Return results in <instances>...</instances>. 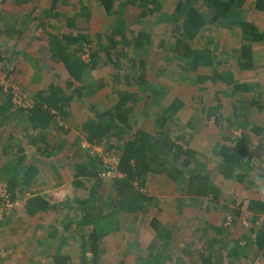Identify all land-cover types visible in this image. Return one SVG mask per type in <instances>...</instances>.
I'll use <instances>...</instances> for the list:
<instances>
[{"label":"rangeland","instance_id":"obj_1","mask_svg":"<svg viewBox=\"0 0 264 264\" xmlns=\"http://www.w3.org/2000/svg\"><path fill=\"white\" fill-rule=\"evenodd\" d=\"M257 1L264 3L263 0H252L226 19L253 22L264 32V11L256 8ZM176 2L165 0L161 13L148 17L144 22V30L154 34L155 39L149 51L150 71L147 77L155 84L166 86L162 89L163 96L158 105L147 107L144 104L146 100L143 101L145 94L142 95L136 105L135 117L140 118L143 111L144 127L155 130L156 118L162 107L179 97L184 106L173 118V129L181 143L200 151L199 157L205 163L203 169L210 176L213 193L204 198L190 195L185 185H178L163 174L150 175L144 189L151 197L150 208L145 213L120 215V229L102 239L100 264H136L138 256L148 255L158 244V248L161 246L159 250L164 251L159 263L154 261L155 264H200L199 255L207 246L206 240L214 236L215 250L222 253V264H264V251L252 245L257 230L264 228V213L254 218L247 209L250 199L264 200V193L257 191L255 183L257 177L264 180V159L247 169L242 182H236L226 180L220 173L221 157L215 151L219 143L226 141L224 138L229 136L227 143H230V139L241 136L243 132L249 136L252 148L264 143V42L253 43L251 65L247 66L242 61L239 64L236 50L245 43L240 29L231 30L222 24L211 26L213 35L218 38V56L230 60L225 70L232 75L234 82L202 90L197 83L193 85V79L185 72H178L176 60L159 46L158 41L163 35L160 32L165 30L164 18L173 11ZM55 5L54 14L47 15L45 13L51 8L52 0H2L0 3V48L5 55V63L0 64V88H3L0 101L6 99L9 90L13 95L12 102L18 108L28 107L36 101L37 91L48 81L65 87L66 70L62 63L51 57V36L77 30L90 33L96 40L98 31L104 32L115 19L97 0H57ZM84 7L87 8L84 10ZM136 9L132 6L129 13L136 14ZM74 14H78L76 27H69L67 20ZM89 46L92 49L91 45H86L81 52L87 61ZM110 69L107 66L91 69L87 77L94 84L100 78L109 82ZM237 82L248 85L249 91L242 94L254 102L248 109L247 120L241 115L243 118L236 121L234 108H231L237 96H230V92ZM110 89L111 84L102 91L98 90V94L88 97V102L109 99L107 92ZM242 94L239 93L240 96ZM79 105L74 101L73 111L61 122L65 132H48L46 154L28 150L36 160L40 174L33 190L23 197L14 198L7 181L16 164L17 146L26 144L27 135L21 125L22 120L14 119L13 112L8 114L9 120H0V264H54L53 255L58 249L71 257L70 264H83L88 239L86 231L77 229L75 225L84 212L79 200L86 198L90 188L98 182L102 181L103 186L110 190L113 179L124 175L115 165L119 154L109 148L108 142L93 146L85 140L81 124L91 116V112L88 105L78 109ZM212 107L217 110L209 116ZM91 162L97 163L98 175L80 177L81 182L76 184V166ZM32 193L43 195L50 208L28 215L26 199ZM238 209L240 213L236 214ZM68 222L72 225L64 231ZM210 224L221 226L224 233L216 234V228H210ZM168 228L173 229L174 236L165 245L159 237L160 232ZM205 229L208 230L207 235H204ZM64 232L66 240L59 239L60 242H56L51 234L60 237ZM238 241L246 257L235 259L229 256L228 250ZM141 261L139 259L137 264Z\"/></svg>","mask_w":264,"mask_h":264},{"label":"trees","instance_id":"obj_2","mask_svg":"<svg viewBox=\"0 0 264 264\" xmlns=\"http://www.w3.org/2000/svg\"><path fill=\"white\" fill-rule=\"evenodd\" d=\"M56 1L52 0V6L45 14H54ZM97 1L105 8L107 14L113 15L115 19L104 32L98 31L96 40L92 39L90 33H79L77 30L65 31L61 36H51V57L55 62L63 64L67 74L66 86L48 81L37 91L36 101L28 107L18 108L19 106L12 102L13 95L9 90H5L8 93L6 99L0 101V120H9L8 114L13 112L14 119L22 120L21 125L27 135L26 144L17 146L16 164L8 174L7 183L14 198L26 196L39 179L40 168L28 150L42 155L47 153L48 132L66 131L61 122L73 111L74 101L80 104L78 109L88 105L91 112V116L81 124L85 140L93 146L108 142L109 148L119 154L118 169L124 177L113 179L109 185L110 190L103 186L102 181L98 182L90 188L86 198L79 200L84 212L80 221L74 223L77 229L86 231L83 232L87 234L88 239L84 247L83 264H100L102 239L120 229L121 214L145 213L150 208L151 197L144 192L150 175L163 174L176 184L185 185L186 192L190 195L204 198L213 193L210 176L203 169L205 163L199 157L200 151L181 143L179 135L173 129V118L184 106L179 97L162 107L156 118L155 130L144 127L143 111L140 118L135 117L136 105L141 96L145 94L146 99L143 101L146 100L144 104L147 107L151 104L158 105L157 102L163 96L162 89L166 86L155 84L147 77L150 71L149 51L155 39L154 34L143 27L148 17L161 13L165 0ZM248 3L249 0H177L173 11L164 18L165 30L160 32L163 35L158 41L159 46L169 57L176 60L178 72H185L193 79V85L197 83L202 90L210 86L230 85L234 82L233 77L225 70L230 60L219 58L218 38L213 35L211 26L222 24L231 30L239 28L245 43L236 50L238 63L242 61L247 66L251 65L253 43L264 42V32L253 22L226 19ZM132 6L137 7L136 14L133 15L129 13ZM86 8L84 7V10ZM256 8L264 11V3L257 1ZM77 15L68 18L69 27H76ZM86 45L92 46V49L89 46L88 61L81 55ZM1 62L5 63V55L0 48V64ZM105 66L112 71L109 82L103 81L102 78L97 80L96 84L90 82L88 71ZM110 84L111 89L107 92L109 99L88 102L89 96H95L100 92L98 90L102 91ZM2 89L0 88V92ZM248 91V85L245 83L237 82L232 86L230 96H237L231 104L236 121L243 118L241 115L246 117L245 120L248 118V109L254 103L250 97L242 94ZM216 110V107H212L209 116ZM112 139H116L114 143ZM228 139L229 136L224 138L226 141L219 143L215 150L221 157L220 173L226 180L242 182L247 169L255 166L256 161L264 159V143L252 148L246 132L230 139V143H227ZM96 168L97 163L94 162L79 163L74 174L76 184L81 182L80 177H96ZM1 173L0 169V175ZM48 208L49 201L39 193H32L26 199V212L30 216ZM247 209L255 218L257 214L264 213V200L250 199ZM239 213L240 210H236V214ZM71 225L72 223L68 222L64 231H68ZM210 228H216V234L224 233L221 226L210 224ZM51 234L56 242H60L59 239L66 240L65 232L60 237L55 233ZM207 234L208 230L205 229L204 235ZM160 235L161 242L169 244L174 236L173 229L168 228L165 232H160ZM215 241L216 236L206 240L207 246L199 255L200 264H222V253L215 250ZM252 242L254 248L264 251V228L257 230ZM239 243L238 241L229 248V256L237 259L243 257L244 252L239 248ZM158 246L159 244L148 255L142 258L138 256L136 264L139 259H142L141 264H155L154 261L159 263L164 250H159L161 246ZM53 258L54 264H70L71 257L62 254L60 249L54 253Z\"/></svg>","mask_w":264,"mask_h":264},{"label":"clouds","instance_id":"obj_3","mask_svg":"<svg viewBox=\"0 0 264 264\" xmlns=\"http://www.w3.org/2000/svg\"><path fill=\"white\" fill-rule=\"evenodd\" d=\"M237 174H239V173L237 172ZM255 183H256L257 191H259L260 193H264V180L257 177V178H255Z\"/></svg>","mask_w":264,"mask_h":264},{"label":"built area","instance_id":"obj_4","mask_svg":"<svg viewBox=\"0 0 264 264\" xmlns=\"http://www.w3.org/2000/svg\"><path fill=\"white\" fill-rule=\"evenodd\" d=\"M1 2H2V0H0V3H1ZM116 158H117V159H116ZM116 158H115V165H117V170H119V169H118L119 158H118V157H116Z\"/></svg>","mask_w":264,"mask_h":264},{"label":"crops","instance_id":"obj_5","mask_svg":"<svg viewBox=\"0 0 264 264\" xmlns=\"http://www.w3.org/2000/svg\"><path fill=\"white\" fill-rule=\"evenodd\" d=\"M252 2V0H249V3H251Z\"/></svg>","mask_w":264,"mask_h":264}]
</instances>
